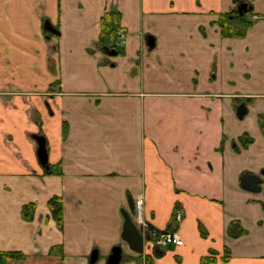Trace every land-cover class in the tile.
Masks as SVG:
<instances>
[{
  "label": "crops",
  "instance_id": "obj_1",
  "mask_svg": "<svg viewBox=\"0 0 264 264\" xmlns=\"http://www.w3.org/2000/svg\"><path fill=\"white\" fill-rule=\"evenodd\" d=\"M237 1L251 25L224 37L217 22ZM106 14L119 16V48L102 37ZM252 176L264 180V0H0V253L21 255L1 264H90L94 252L107 264L117 246L121 264H201L212 250L218 264H264ZM123 210L184 244L131 251Z\"/></svg>",
  "mask_w": 264,
  "mask_h": 264
},
{
  "label": "trees",
  "instance_id": "obj_2",
  "mask_svg": "<svg viewBox=\"0 0 264 264\" xmlns=\"http://www.w3.org/2000/svg\"><path fill=\"white\" fill-rule=\"evenodd\" d=\"M245 4V2H243ZM247 7L242 11V14L240 10L238 9V6H235V8L224 15H221L219 17V20L217 24L220 26L222 35L224 37H243L246 34L247 28L250 27L251 21L249 20V16L253 12V7L246 3ZM120 21L119 18H117V15L110 14L105 15L102 19V37L106 36L110 31L114 30V25ZM248 138V142L245 141V139ZM244 141V145L247 146L249 143L252 142V139L248 136H244L242 138ZM51 173H58L57 171H51ZM49 207L53 213V216L55 220L57 221V224L60 228L63 226V202L62 199L56 197L52 199L49 202ZM35 205H29L24 207V218L26 220H31L34 215ZM177 213V212H176ZM174 214V216L176 215ZM202 235H206V231L203 227H201ZM226 257H223L224 261L228 260L229 253L227 251ZM218 252L215 250L210 251V254L202 259L201 264H218ZM3 256L5 258H15L20 257L21 255L18 253H0V264L2 263ZM148 264H153V260L151 258H148Z\"/></svg>",
  "mask_w": 264,
  "mask_h": 264
},
{
  "label": "water",
  "instance_id": "obj_3",
  "mask_svg": "<svg viewBox=\"0 0 264 264\" xmlns=\"http://www.w3.org/2000/svg\"><path fill=\"white\" fill-rule=\"evenodd\" d=\"M242 6L244 9H246V5H241L240 7ZM44 29L47 33L53 35L60 34V31L50 21L45 22ZM150 45L153 47L154 41ZM245 114H246V107L245 105H242L238 109V115L242 117ZM34 139L38 144L37 153H38L39 161L43 167L49 169L47 140L42 135H35ZM263 185H264L263 179L257 176H252L248 179V181L244 183L243 187L252 191L261 192L263 190ZM122 215L124 217L122 239L124 240L125 243H127L131 251L142 255L145 251V243L146 241L150 240V236L149 235L145 236L142 230H140L136 226V224L133 221L132 215L129 212L123 210ZM98 257H99L98 253L94 252L90 259V264H95L98 261ZM122 260H123V249L121 246H117L113 249L107 264H121Z\"/></svg>",
  "mask_w": 264,
  "mask_h": 264
},
{
  "label": "built area",
  "instance_id": "obj_4",
  "mask_svg": "<svg viewBox=\"0 0 264 264\" xmlns=\"http://www.w3.org/2000/svg\"><path fill=\"white\" fill-rule=\"evenodd\" d=\"M183 218V212L178 211L175 215V223L179 224ZM144 235H149L150 240L148 242L153 243L154 245L160 248H168L170 246H182L184 244L183 239L180 234L175 230H167L164 232H159L152 227H147L146 231H143Z\"/></svg>",
  "mask_w": 264,
  "mask_h": 264
},
{
  "label": "rangeland",
  "instance_id": "obj_5",
  "mask_svg": "<svg viewBox=\"0 0 264 264\" xmlns=\"http://www.w3.org/2000/svg\"><path fill=\"white\" fill-rule=\"evenodd\" d=\"M117 18H119V16H117ZM119 23H120V21H118V23H116V25H114L115 29L109 32V33H113L114 35H116L117 38H121L122 37V35H121L122 31H121L120 27L117 26ZM48 34H50V33H48ZM121 39H122V42L121 41L115 42L116 44H114V48H119L121 45H123V37ZM100 47L102 48V45H100ZM110 51H112V50H110ZM116 54H119V50H116Z\"/></svg>",
  "mask_w": 264,
  "mask_h": 264
},
{
  "label": "flooded vegetation",
  "instance_id": "obj_6",
  "mask_svg": "<svg viewBox=\"0 0 264 264\" xmlns=\"http://www.w3.org/2000/svg\"><path fill=\"white\" fill-rule=\"evenodd\" d=\"M244 1H237L236 2V6H238V9H240V11L242 12L243 10H244V8H243V6L242 7H240L241 5H246V2H245V4L243 3ZM240 7V8H239ZM246 7H247V5H246Z\"/></svg>",
  "mask_w": 264,
  "mask_h": 264
}]
</instances>
